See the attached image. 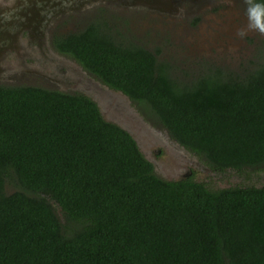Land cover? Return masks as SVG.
Returning a JSON list of instances; mask_svg holds the SVG:
<instances>
[{
    "label": "trees",
    "instance_id": "trees-1",
    "mask_svg": "<svg viewBox=\"0 0 264 264\" xmlns=\"http://www.w3.org/2000/svg\"><path fill=\"white\" fill-rule=\"evenodd\" d=\"M61 43L208 178L159 176L86 95L0 85V264H264V37L243 70L186 80L93 23Z\"/></svg>",
    "mask_w": 264,
    "mask_h": 264
},
{
    "label": "flooded vegetation",
    "instance_id": "flooded-vegetation-1",
    "mask_svg": "<svg viewBox=\"0 0 264 264\" xmlns=\"http://www.w3.org/2000/svg\"><path fill=\"white\" fill-rule=\"evenodd\" d=\"M15 1L0 0V14ZM233 1L62 0V8L46 22H32L28 29L15 36L7 34L0 39V85L36 86L86 95L96 103L106 120H112L111 116L117 114L120 119L129 121L133 132L138 128L134 133L141 137V143L148 147L151 159L155 161L167 148H172L163 138L157 139L161 142L158 145L155 136L143 130L149 125L144 109H138L142 105L138 106L123 92L111 88L98 66L83 63L74 54L63 51L61 39L68 34H79L93 23L101 35L110 38L121 49L141 48L150 53L155 61L163 63L162 72L169 77L186 80L203 73L207 67H221L223 62L227 63L226 68L234 70L232 64L246 67L256 58V48L264 34L247 29L248 22L241 20L239 15L243 10L241 5L235 10L238 22L225 19V7L228 9ZM102 9L109 10L108 18L113 19L115 25L111 26V22L102 16ZM240 29L246 31L243 37L236 34ZM134 34L137 37L143 34L144 41ZM195 58L202 62L198 64ZM125 109L138 114L141 119L131 118ZM154 145L156 148L149 150ZM174 145L183 149L177 142ZM182 160L179 159L180 167H184V171L164 177L184 178L196 170L195 162ZM198 169L207 168L200 164Z\"/></svg>",
    "mask_w": 264,
    "mask_h": 264
},
{
    "label": "rangeland",
    "instance_id": "rangeland-1",
    "mask_svg": "<svg viewBox=\"0 0 264 264\" xmlns=\"http://www.w3.org/2000/svg\"><path fill=\"white\" fill-rule=\"evenodd\" d=\"M232 4L233 5H231L228 9L225 7V11H226V13L224 14L225 19H229L231 22H234V21L238 22L239 19H236V17H238V16H237V12L235 10L238 7V5H241L243 10H242V13L239 12V15L241 16L240 18H241V20L242 19L246 20V22H248V24H249V19H248V15H247V8L249 7L250 0H234L232 2ZM102 10H103L102 16L105 17L109 22H111L110 23L111 26L115 25V23H112L113 19H109L108 18L109 10H108V12L106 11V9H102ZM112 15H113V17L115 16L114 13H112ZM228 17H232V18H228ZM233 17H235V18H233ZM79 24L80 23L77 22V25H79ZM116 24L118 25V22H116ZM125 31L127 32L128 30H125ZM136 32L139 33L138 30ZM134 35H135L136 38H139L140 40L144 41L142 39L143 36H144L143 34H142V36L140 35L139 37H137L136 34H134ZM195 59H196V62H198V64H200L199 62H202V60H200L198 58H195ZM172 61L173 62H177L176 59H173ZM220 64H221V67H224V65L227 64V63L223 62V63H220ZM176 66L178 67L179 64H177ZM231 66H232V68H234V71H236V70L237 71H241V70H243L242 68L244 67V64H241V66L239 65V67H237L238 65H235V64H232ZM191 67L194 68V65L191 66ZM224 68H226V65H225ZM134 108H135V106H134ZM104 116H105V114H104ZM111 117L116 118V120H120L122 122V124H124V125L126 124L129 128H131V125H129V121H127V119L126 120L120 119L117 114H113ZM150 121L151 120L148 119V117H147L146 122L148 123L149 127L152 128V132L154 133V134L153 133L152 134L155 136L156 141H158L157 144L158 145L161 144V142L159 140H157V139L158 138H163L166 142L169 143V145L172 148V149H168L167 148L160 156H158L155 159V168H156L155 172L159 176H161V177H164V176L172 177L174 174H180V172H182V170L184 171L185 168L184 167L183 168L180 167L181 166V164H180L181 162L179 161V159H181V158L183 159L182 155L185 154V155L188 156V158L195 160V164H196V165L194 164L195 168H196L195 177L197 179H199V180L200 179L205 180V178H208V174H207V172L205 170H199L198 169L200 164L204 165L201 160L197 159L195 156L191 155L186 150L180 149V147H176V145H174V143L176 141L171 138V136L169 135L168 131L166 129H164L162 126H159V125H156V124H151ZM145 126L146 127H145L144 131L148 132L150 128L147 125H145ZM137 130H138V128L136 129V131ZM136 131H134V132H136ZM170 141H171V143H170ZM152 148H156V145L151 146L149 150H151ZM145 149L147 150L148 147H145ZM180 151H183L182 155L179 153ZM149 154H150L149 156L152 158L151 153H149ZM213 181L215 182V185H218V186H224L225 183H226L225 179L224 180H221V179L218 180L217 178L216 179L214 178Z\"/></svg>",
    "mask_w": 264,
    "mask_h": 264
},
{
    "label": "water",
    "instance_id": "water-1",
    "mask_svg": "<svg viewBox=\"0 0 264 264\" xmlns=\"http://www.w3.org/2000/svg\"><path fill=\"white\" fill-rule=\"evenodd\" d=\"M62 6H63L62 0H16L13 4L8 6V9L6 10L5 13L0 14V39L7 37V34L11 36H15L14 34L24 29H28L33 24L32 22L38 23L39 21V24L40 22L41 23L46 22L48 18L51 15H53L55 11L60 10ZM120 104L122 107V103ZM127 112L129 113V111ZM129 114L131 118L135 120L141 119L139 115L136 113L135 114L129 113ZM108 121L117 124L124 130H126L133 137L139 149L142 151L144 157L154 165L153 167L155 170L156 169L155 161L151 159V157L149 156L150 155L149 152L145 149L144 145L141 143V137H139V135H136L131 128L122 124L120 120H116V118L114 117L112 120H108ZM148 132L151 135L154 134L152 130H149ZM179 153L182 155L183 151H180ZM182 157L183 159L189 161L190 163L195 162L194 159L188 158V156L185 154L182 155ZM164 178L170 179L167 177Z\"/></svg>",
    "mask_w": 264,
    "mask_h": 264
},
{
    "label": "clouds",
    "instance_id": "clouds-1",
    "mask_svg": "<svg viewBox=\"0 0 264 264\" xmlns=\"http://www.w3.org/2000/svg\"><path fill=\"white\" fill-rule=\"evenodd\" d=\"M247 15L249 19L247 29L256 30L264 34V0H256V2L250 3L247 8ZM236 34L239 37H243L246 31L240 29Z\"/></svg>",
    "mask_w": 264,
    "mask_h": 264
}]
</instances>
